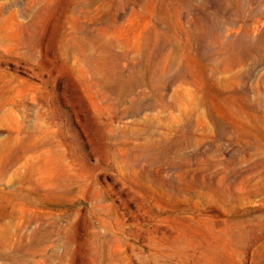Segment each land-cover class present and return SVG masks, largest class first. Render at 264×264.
<instances>
[{
	"label": "rangeland",
	"instance_id": "rangeland-1",
	"mask_svg": "<svg viewBox=\"0 0 264 264\" xmlns=\"http://www.w3.org/2000/svg\"><path fill=\"white\" fill-rule=\"evenodd\" d=\"M0 264H264V0H0Z\"/></svg>",
	"mask_w": 264,
	"mask_h": 264
},
{
	"label": "bare ground",
	"instance_id": "bare-ground-1",
	"mask_svg": "<svg viewBox=\"0 0 264 264\" xmlns=\"http://www.w3.org/2000/svg\"><path fill=\"white\" fill-rule=\"evenodd\" d=\"M71 41H72V39H71ZM76 46V45H75ZM73 47V46H72ZM81 48V47H80ZM84 60V59H83ZM49 137V136H48ZM56 146V145H55Z\"/></svg>",
	"mask_w": 264,
	"mask_h": 264
}]
</instances>
